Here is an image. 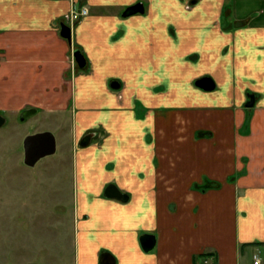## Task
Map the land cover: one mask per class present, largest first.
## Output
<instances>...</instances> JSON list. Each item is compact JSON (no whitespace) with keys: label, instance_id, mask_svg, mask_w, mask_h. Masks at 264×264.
<instances>
[{"label":"crops","instance_id":"crops-1","mask_svg":"<svg viewBox=\"0 0 264 264\" xmlns=\"http://www.w3.org/2000/svg\"><path fill=\"white\" fill-rule=\"evenodd\" d=\"M4 97L68 123L70 244L43 264H264V0H0Z\"/></svg>","mask_w":264,"mask_h":264},{"label":"rangeland","instance_id":"rangeland-1","mask_svg":"<svg viewBox=\"0 0 264 264\" xmlns=\"http://www.w3.org/2000/svg\"><path fill=\"white\" fill-rule=\"evenodd\" d=\"M71 60L74 69L73 54ZM1 101L0 114L6 119V125L0 127V264H43L41 255L45 250L67 249L70 244L73 188L71 160L67 155L68 123L56 121L52 125L53 114L50 113L30 115L20 121L19 111L9 107L15 100L4 97ZM66 113L70 120L69 111ZM57 130L65 132L60 149L33 167L25 165L24 136L50 131L56 138Z\"/></svg>","mask_w":264,"mask_h":264},{"label":"water","instance_id":"water-1","mask_svg":"<svg viewBox=\"0 0 264 264\" xmlns=\"http://www.w3.org/2000/svg\"><path fill=\"white\" fill-rule=\"evenodd\" d=\"M144 8L143 4L138 2L134 5H131L125 9L122 13L123 17L130 16L136 13H143ZM70 27L61 23L59 35L70 42ZM73 57L79 68H83L86 64L85 58L83 57L80 51H74ZM195 86L208 91L214 89V83L209 77H203L194 82ZM254 102V97L249 95V101L247 107H251ZM34 109H28L22 113L30 115L35 113ZM25 115V116H26ZM24 117L20 118V121H23ZM5 123V118L0 114V127ZM91 135H86L80 142L81 146L88 144ZM23 163L27 166H34L39 160L44 157L50 156L56 151V139L53 133L50 131L36 132L30 135H27L23 139ZM105 195L108 197L122 199L124 196L118 191L115 186H109ZM143 248L147 251H150L154 245V239L146 237V240L142 241ZM112 264V263H111Z\"/></svg>","mask_w":264,"mask_h":264},{"label":"built area","instance_id":"built-area-1","mask_svg":"<svg viewBox=\"0 0 264 264\" xmlns=\"http://www.w3.org/2000/svg\"><path fill=\"white\" fill-rule=\"evenodd\" d=\"M87 15V9H85L84 7H82L79 10H72L70 15H69V19H70V23H75L80 21L82 18H84ZM259 257L255 254L253 255V264H259Z\"/></svg>","mask_w":264,"mask_h":264},{"label":"flooded vegetation","instance_id":"flooded-vegetation-1","mask_svg":"<svg viewBox=\"0 0 264 264\" xmlns=\"http://www.w3.org/2000/svg\"><path fill=\"white\" fill-rule=\"evenodd\" d=\"M26 110H28V109H23V110H21V111L18 112L19 114H18L17 116H18L19 120H20V118L24 117V120H23V121H25V120L27 119L28 116L32 115V114H30V115H26V114L22 113L23 111L26 112ZM25 115H26V116H25ZM4 125H6V119H5V123L3 124V126H4ZM3 126H1V127H3ZM25 136H26V135H25ZM25 136H24V137H25ZM23 139H24V138H23ZM22 143H23V140H22ZM22 151H23V147H22Z\"/></svg>","mask_w":264,"mask_h":264}]
</instances>
